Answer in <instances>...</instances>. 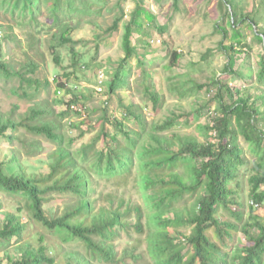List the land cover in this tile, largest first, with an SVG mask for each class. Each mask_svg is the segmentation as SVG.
<instances>
[{
    "label": "trees",
    "instance_id": "trees-1",
    "mask_svg": "<svg viewBox=\"0 0 264 264\" xmlns=\"http://www.w3.org/2000/svg\"><path fill=\"white\" fill-rule=\"evenodd\" d=\"M142 1L134 0L135 7L128 19H125L124 0H114L110 7L113 10L112 20L103 31L110 34L122 27L121 47L124 55L119 60L120 68L110 78L106 77L104 69L98 71V76L101 72L104 78L101 81L97 79L101 91L104 85L107 92L114 93L118 87L127 84L121 69L129 58L136 56L137 46L133 38L134 30L142 27L140 15L143 14L159 33L166 31L165 24H157ZM219 2L224 5L223 15L228 16L230 26L237 35L241 36V32H237L239 24L247 22L253 27L258 24V19H264V14H259L260 9L246 11L241 7L240 0ZM107 3L108 0H0V7L5 12L28 17L27 21L33 25L37 23V16L45 11L51 22L53 61L59 65V49L67 47L72 68L71 72L62 74L67 81L56 83L55 92L59 95L53 104L34 102L33 95L41 85L49 84L48 79L41 81L35 76L39 64L26 56L27 61L19 63L20 67L16 68L11 59H3L0 51V81L3 82L0 85L9 86V90L19 98L30 99L20 119L12 117V110L0 112V138L13 147L7 157L0 160V190L17 194L24 202L23 205L19 203L15 211H3L0 252L4 253L9 264H55V257L48 254L44 236L39 237L38 246L23 239L25 223L21 220V213L25 210L30 219L59 233L64 240L76 239L83 244V252L74 248L66 254V264H119L129 258L136 261L142 255L136 252L132 237L134 233L141 234L145 230L146 250L154 264H264V222L252 215L251 205L246 220H243L237 200L240 172L244 169L246 173L250 172L249 198L256 206L264 204V131L257 125L261 121L264 123V52L259 55L257 64L248 67L246 72L233 69L235 62L233 56L228 54L223 71L248 80V86L245 92H233L224 84L231 102L226 104L219 99L217 115L207 124H197L204 140H199L196 135L170 131L179 123L182 115L173 111L162 122H152L147 128L139 106L130 103L125 111L133 117L139 129H130L115 117L110 119L104 108L100 116L103 124L97 135L89 143L72 148L75 138L66 135L63 119L71 114L85 116L83 108L91 92L88 88L87 91L81 89L78 73L91 67L94 56L90 61H83L84 54L77 50L78 41L73 38L78 24L71 18L89 17L94 12H100ZM172 3L173 8L177 9L179 0H172ZM260 4L264 12V0ZM86 20L96 23L91 17ZM221 30L225 36V30ZM253 34L263 43L264 24ZM237 43L240 44V41ZM234 47L231 44L229 47L222 45L221 48L228 52ZM167 56L168 68H174L178 63L180 65L181 55L177 50H168ZM138 61L142 65L143 56ZM142 73L144 95L156 108L161 105L163 96L153 88L149 74L144 70ZM71 76L75 81L69 87ZM253 76L260 86L250 84ZM214 82L219 84V88L223 86L218 79ZM195 86L203 87L202 84ZM251 86L253 92L249 93ZM179 89L182 95L193 92L191 86L180 85ZM101 91L100 94L104 92ZM63 93L70 95V99L65 100ZM103 103L106 104L107 99ZM58 104H65V108L56 110ZM1 106L0 109L6 108ZM198 107L193 106L190 110L196 117L200 113ZM183 123L189 122L185 120ZM68 124L78 127L74 121L69 120ZM105 124L111 125L114 133L108 131ZM20 129L34 136H43L55 144L46 158L50 168L47 175L27 171L30 166L25 164L23 154L31 156L39 144L26 142L20 136ZM100 137L103 145L95 148ZM16 141L19 145H15ZM21 149H24V153ZM134 164L142 190V205L123 198L118 201L111 198L107 205H97L100 194L96 178L129 174ZM180 166L183 172H179ZM198 190L199 195L193 204L179 205L185 193L193 194ZM51 192L65 194L71 199L60 213L43 208L46 194ZM144 203L150 208L146 213ZM231 204L236 207L231 209ZM2 207L0 199V209ZM220 209L226 210L230 219L219 220ZM238 232L244 235L247 244L233 246ZM123 235L128 237V241L118 251ZM14 236L16 239L12 242ZM10 246L13 253H10Z\"/></svg>",
    "mask_w": 264,
    "mask_h": 264
},
{
    "label": "rangeland",
    "instance_id": "rangeland-1",
    "mask_svg": "<svg viewBox=\"0 0 264 264\" xmlns=\"http://www.w3.org/2000/svg\"><path fill=\"white\" fill-rule=\"evenodd\" d=\"M260 1L240 0V3L246 11L260 9L259 14L261 16L264 12ZM113 2L114 0H108L105 8L89 16L97 24L87 21L86 19L89 17L71 18L78 24L73 32V38L78 41L76 44L77 50L84 54L83 61H90V58L94 56L90 64L91 67L78 73V83L81 89L87 91L86 88H88L91 92L90 97L85 102V108H83L85 116L84 114H71L63 119L65 120L64 131L66 135L75 138L72 148L89 143L97 135L103 124L100 116L104 108L108 111L107 114L110 119L115 117L128 128L139 129V125L133 117L125 111V107L130 103L139 106V111L145 117L147 128L152 122H162L173 111L182 115L178 119L179 123L170 131L176 130L179 133L196 135L199 140H204L197 124H207L213 116L217 115L219 99L222 103L229 104L231 102L224 84L232 88L233 92L235 90L245 92V88L248 86V80L223 71L228 61V54L233 56L235 62L233 69L246 72L248 67H254L259 60V55L264 52V42L261 43L255 39L253 32L264 24V19H258V24L253 27H250L247 22L239 24L238 29H236L237 32L238 30L241 32L240 36L231 28L228 16L223 15L225 12L224 5L220 4L219 0H179L177 9L173 8L172 0H143V6L153 14L157 24H165L166 31L162 34L159 33L156 28L151 27L143 14L140 15L139 21L142 27L139 30H134L135 35L133 38V43H136L137 46L136 56L133 55L129 58L121 69L122 75L127 79V84L124 87H118L114 93L107 92L106 86L103 85L104 92L100 94L97 79L104 80V78L98 76V71L104 69L106 77L110 78L120 68L119 60L124 55L121 47L122 27L120 26L117 31L110 34L103 31L111 23L113 10L110 7ZM134 7V0H124L123 8L125 14H127L125 19H128L127 16ZM94 8L96 7L94 6ZM27 20L28 17H19L17 13L12 15L0 7V51L3 54V59H11L16 68L20 67L19 63L27 61L26 56H30L35 60L39 64L35 76L40 78L41 81L48 79L49 84L47 86L41 85L39 91L33 95V101L53 104V100L59 95L55 92L56 83L67 81V78L63 77L62 74L72 71L69 50L67 47H60L61 63L56 64L53 61L50 49L53 40L50 38L51 22L49 17L44 11L37 16L35 25ZM215 25L219 27L216 28ZM221 28L226 32L225 36ZM239 41L240 44L237 43ZM31 43L33 44L31 45ZM231 44H234L235 47L231 50L228 49V52L223 51L221 48L222 45L229 47ZM241 44H246L248 47ZM172 49L180 53V65L178 63L176 67L168 68L167 51ZM141 56H143L142 65L138 61ZM142 70L149 74L153 88L163 96L161 105L156 108L144 95L145 83L143 84ZM216 79L223 86L219 88V84L214 82ZM73 81H75V78L71 76L68 81L69 87L72 86ZM14 82L16 83L17 80H14ZM14 82H12V85H15ZM195 84H202L203 87H196ZM250 84L260 86L254 76ZM180 85L191 86L193 92L182 95V90L179 89ZM252 86L248 89L249 93L253 92ZM173 87L177 89H172ZM64 96L65 100L70 99V95L66 94ZM104 99H107L106 104L103 103ZM29 101L28 98H19L17 94L9 90V86L0 85V107H2L1 105L6 107L0 109V112L6 113L12 110V117L16 120L20 119L21 116H24L23 110L27 107ZM193 106H199L200 113L197 117L190 113ZM63 108H65V104H58L56 110L59 111ZM69 120L78 124V127H71L68 124ZM185 120L189 123L184 124ZM257 125L264 131L263 121ZM105 128L114 133V128L111 125L105 124ZM20 134L26 142L39 144V146H36L37 148L35 147L31 156L23 154V159H26L25 164L30 166L27 171L36 175H47L50 168L46 158L54 149L55 144L43 136L31 135L23 129H20ZM14 143L19 145L17 141ZM102 145L103 140L100 137L95 144V148H100ZM10 148H13L12 144L0 138V160L7 157ZM21 151L24 153V149H21ZM179 172H183L182 166L179 167ZM249 173L241 169L240 188L237 195V200L240 202L238 208L243 213V220H246L249 205L253 206L252 215L264 222V204L256 206L248 196L250 189L248 183ZM96 180L100 194L97 205H107L111 198L116 201L123 198L125 201L137 202L142 205V190L138 184L135 164L129 174L115 175L110 178L97 177ZM262 189L264 190V185H262ZM148 191L151 192L150 189ZM197 195H199V190L193 194L185 193L179 201V205L193 204ZM46 197L47 200L44 202L43 208L45 210L51 208L57 213H60L65 204L71 201L65 194L56 192L47 193ZM0 199L3 202V207L0 209L1 226L3 211H15L16 206L19 203L23 205L24 202L21 196L1 190ZM144 206L146 213L150 208L146 207L145 203ZM230 207L233 209L236 205L231 204ZM218 216L219 220L230 219V214L224 209L219 210ZM21 220L25 223L23 239L30 241L34 246H38L40 243L38 241L39 237L44 236V242L48 246V254L55 257V264H66V254L71 249L77 248L80 252L84 251L83 244L80 241L76 239L64 240L59 233L48 230L39 222L30 219L25 210L21 213ZM253 232L256 231L253 230ZM208 233L211 236L210 230ZM146 235L147 230L141 234L134 233V237H132V241L137 248L136 252L142 256L136 261L130 258L124 259V263L119 264H154L146 250ZM15 239L14 236L12 242ZM126 241H128V237L123 235L121 241H119L118 251L127 244ZM247 243L248 241L241 232H238L237 238L233 240V246ZM10 249V253H13L12 246H10ZM14 256L16 257V255ZM0 263L9 264L3 252H0Z\"/></svg>",
    "mask_w": 264,
    "mask_h": 264
},
{
    "label": "built area",
    "instance_id": "built-area-1",
    "mask_svg": "<svg viewBox=\"0 0 264 264\" xmlns=\"http://www.w3.org/2000/svg\"><path fill=\"white\" fill-rule=\"evenodd\" d=\"M99 77L103 78V74H102L101 72L99 73ZM101 80H102V79H100V81H101ZM98 89H99V91H101V87H99Z\"/></svg>",
    "mask_w": 264,
    "mask_h": 264
}]
</instances>
